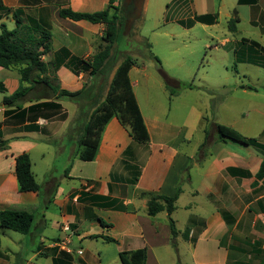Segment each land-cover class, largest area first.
Segmentation results:
<instances>
[{"label":"crops","instance_id":"1","mask_svg":"<svg viewBox=\"0 0 264 264\" xmlns=\"http://www.w3.org/2000/svg\"><path fill=\"white\" fill-rule=\"evenodd\" d=\"M120 1L116 0L114 6L119 7ZM0 2V27L12 30L18 18L27 26L39 25L50 33V51L42 57L50 69L55 53L61 49L87 60L103 44V25L63 19L58 12H99L106 9L108 0ZM235 5L248 10L247 23L256 31L255 37L239 36V19L235 33L227 30L219 40L208 34L207 40L215 42L211 49L231 53L229 61L220 59L219 68L230 74L228 66L233 64L232 70L240 81L226 83L222 79L223 85L215 92L203 87L204 92L193 83H188L191 88L172 92L160 84L146 88L139 101L135 91L139 83L131 76L135 72L144 77L147 74L144 66L136 64L129 70L128 78L148 141L134 142L128 130L113 117L104 126L94 157L88 162L79 159L77 139L81 130L74 127L82 128L86 121L81 116L78 120L77 106L82 103L90 108L89 101L76 104L68 100L74 103L72 114L62 99L55 101L61 105L65 118H38L32 123L33 129L28 122L20 124L16 118L6 123L2 100L18 90L20 76L15 69L0 68V84L4 88L0 92V141L5 142L0 148V210L24 211L33 216L30 233L24 235L23 243L17 241L18 246L32 249L31 258L45 257L49 264H102L105 252L101 258V249L84 247L88 241H96L101 246L114 244V256H106V264H121L120 253L141 248L146 251L145 264H264V174L257 177L264 164V150L229 140L222 142L216 132V126L223 125L264 145V80L255 77L264 78V67L250 61L258 62L253 54L258 48L252 43L264 49V0H243L242 4L237 0ZM204 14L213 13L206 0H201L199 13L189 18ZM216 24L199 23L209 29ZM196 25L181 27L189 31ZM240 67L247 72L238 71ZM158 73L161 77V70ZM45 77L70 93L91 83L87 75L76 76L65 66L54 72L49 70ZM180 111L184 113L181 124ZM42 146L50 148L52 162L62 160V167L54 176L53 163L45 164L47 178L38 183L32 155ZM20 154L29 157L39 186L37 192L18 191L15 157ZM40 157L43 161V152ZM137 174V181L130 184ZM178 188L170 216L165 211L148 216L146 197L141 194L172 197ZM178 212H183V217L177 219ZM222 213L228 215V220ZM169 217L177 231L174 240L168 228ZM179 245L186 248L187 258L182 257ZM19 255L20 258L10 259L0 252V264H31L26 255Z\"/></svg>","mask_w":264,"mask_h":264},{"label":"trees","instance_id":"2","mask_svg":"<svg viewBox=\"0 0 264 264\" xmlns=\"http://www.w3.org/2000/svg\"><path fill=\"white\" fill-rule=\"evenodd\" d=\"M115 1L108 0L106 9L94 13H78L70 9H62L58 12V16L63 19L83 20L91 24L103 25V44L87 60L72 57L67 50L61 49L55 53L50 64L51 69L42 60V57L50 51L51 36L45 28L39 25L27 26L18 18L15 19L16 26L12 30L1 25L0 68L15 69L20 76L18 90L5 96L2 100L6 109L4 122L7 123L12 118H16L15 120L20 124L28 122L29 128L33 129L35 126L32 123H35L38 118L46 121L65 118L61 105L55 101L67 99L79 104L81 101L88 100L91 106L89 105L90 108L85 107V110L91 109V111L77 139L81 149L80 160L88 162L93 159L101 132L106 123L113 117L128 130L134 142L145 144L148 141V134L128 78L129 70L136 65L135 59L125 56L117 65L109 84L105 88L110 72L107 64L113 57V46L118 37L121 22L126 20V17L119 15V7L114 6ZM238 3L242 4L243 0H238ZM232 15L227 22V30L235 33L239 18L236 10H233ZM176 22L184 28H191L196 23L211 25L217 22V14L194 15L192 18ZM252 45L258 48L253 52L256 55L254 58L258 62L252 59L250 61L264 67V49L258 47L256 43H252ZM155 60L158 61L156 58ZM61 66H65L76 76L81 73L87 75L91 79L90 85L74 93L55 87L45 76L49 70L54 72ZM164 77L166 78L165 75ZM174 84L176 89L191 88V85L187 83L174 82ZM0 92H4L2 84H0ZM26 103L29 105L24 107L23 105ZM82 114L84 115V112ZM216 132L218 139L222 142L229 140L264 150V145L260 144L257 139L245 138L229 127L217 125ZM4 146L5 142L0 141V148ZM263 174L264 164L260 167L257 177L259 178ZM15 176L20 193L39 191V186L31 172V164L27 154H20L15 157ZM137 178L138 174L130 181V184L135 183ZM179 192L180 189L178 188L172 197L141 194V197H146L148 216H154L161 211H165L170 216ZM222 216L228 220V215L222 213ZM32 222L33 216L27 212L0 210V230L2 231L9 230L27 235L30 233ZM168 228L171 239L174 240L177 231L170 217L168 218ZM104 239L114 242L110 238L105 237ZM119 259L121 264H145L146 251L141 248L132 252L120 253Z\"/></svg>","mask_w":264,"mask_h":264},{"label":"rangeland","instance_id":"3","mask_svg":"<svg viewBox=\"0 0 264 264\" xmlns=\"http://www.w3.org/2000/svg\"><path fill=\"white\" fill-rule=\"evenodd\" d=\"M134 0L126 4L128 0H121L119 3V15L126 17L121 22L118 37L113 46V57L108 62V78L105 88L109 84V77L114 67L125 56H130L135 59L136 64L140 63L145 67V77L140 72L132 73V79L138 80V87L135 88L138 99L140 101L146 88H157L160 84L164 85L168 90L177 91L174 82L180 83H193L199 86L202 91L207 90L217 91V87L223 85L222 79H226V83L239 82L235 72L232 70L233 64L228 66L230 74H224L220 71V59L230 60L231 53L225 54L224 51L213 50L210 47L215 42H208L207 35L212 34L214 40H219L226 34L227 22L233 16V9L238 12L240 23L238 24V34L243 37L254 38L256 32L247 23L248 10L243 6H236L237 0H206L207 7L211 13L217 14V24L209 29L199 25L194 26L191 30H183L182 27L176 22L178 20L188 19L193 13H199L201 0H144V7L137 10L134 5ZM176 20V21H174ZM149 43L150 49L147 48ZM221 49V48H219ZM155 58L158 60L156 61ZM229 63V62H228ZM227 63V64H228ZM158 70H161V77L158 76ZM238 71L247 72L244 67L237 69ZM262 72L260 69H258ZM223 76H221L219 74ZM163 75L166 76L163 77ZM3 73H0V77ZM255 76V75H254ZM259 81L264 80L261 75H257ZM169 80H168V79ZM208 93V92H207ZM201 97L205 98L206 95L201 93ZM188 95L184 94L183 96ZM65 108L72 114L74 112V103L62 99ZM163 101L166 104V98L163 96ZM82 103L77 106V118L79 121L83 112V121L87 120L91 111L85 110ZM184 113L180 111V124L182 122L181 116ZM81 130V126H75L74 130ZM41 149L32 155L33 173L38 183L47 178L44 175L45 164L52 162V156L49 154L48 147H40ZM40 152H43L45 158L41 161ZM52 157V158H51ZM53 175L58 176L62 167V160H53ZM188 173V170H187ZM74 185H77L76 181ZM49 211L53 210L49 208ZM37 216V215H36ZM183 217V212H178L176 218ZM55 235V234H54ZM24 235L15 233L9 230L0 233V252L6 253L9 258L21 257L26 255V259L31 264H49L45 257H33L30 252L32 249L25 245L18 246L17 241L24 242ZM89 247L92 251L97 248L101 249V258L105 252L104 261L106 264V256H114V244H105L101 246L100 242L88 241L84 247ZM103 249H106L105 251ZM186 248L179 245V250L183 258H187ZM109 264V263H108Z\"/></svg>","mask_w":264,"mask_h":264},{"label":"water","instance_id":"4","mask_svg":"<svg viewBox=\"0 0 264 264\" xmlns=\"http://www.w3.org/2000/svg\"><path fill=\"white\" fill-rule=\"evenodd\" d=\"M134 5L137 10H141L143 0H134Z\"/></svg>","mask_w":264,"mask_h":264},{"label":"built area","instance_id":"5","mask_svg":"<svg viewBox=\"0 0 264 264\" xmlns=\"http://www.w3.org/2000/svg\"><path fill=\"white\" fill-rule=\"evenodd\" d=\"M263 223H264V221H263Z\"/></svg>","mask_w":264,"mask_h":264}]
</instances>
